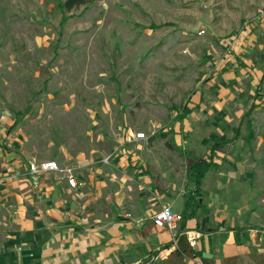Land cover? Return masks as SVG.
I'll list each match as a JSON object with an SVG mask.
<instances>
[{
    "label": "rangeland",
    "instance_id": "obj_1",
    "mask_svg": "<svg viewBox=\"0 0 264 264\" xmlns=\"http://www.w3.org/2000/svg\"><path fill=\"white\" fill-rule=\"evenodd\" d=\"M62 2L0 0V122L17 121L32 161L110 162L124 142L181 185L184 150L207 155L204 138L240 127L227 167L264 185V0ZM189 97L200 108L180 128Z\"/></svg>",
    "mask_w": 264,
    "mask_h": 264
},
{
    "label": "crops",
    "instance_id": "obj_2",
    "mask_svg": "<svg viewBox=\"0 0 264 264\" xmlns=\"http://www.w3.org/2000/svg\"><path fill=\"white\" fill-rule=\"evenodd\" d=\"M6 124L0 122V264H264V185L252 171L228 169L240 137L202 182V207L186 223L201 233L193 249L152 219L165 206L183 213L187 162L185 183L175 185L118 143L108 164L78 159L72 188L57 173L32 176L34 158L19 132L11 133L17 121Z\"/></svg>",
    "mask_w": 264,
    "mask_h": 264
},
{
    "label": "trees",
    "instance_id": "obj_3",
    "mask_svg": "<svg viewBox=\"0 0 264 264\" xmlns=\"http://www.w3.org/2000/svg\"><path fill=\"white\" fill-rule=\"evenodd\" d=\"M94 1L95 0H63L61 8L64 13H70L73 10L78 9L89 3H92ZM263 85L264 72L261 80L259 81L255 96L260 93L261 87ZM194 95H196V93L192 96ZM190 101L191 98L189 97L188 101L184 103L182 108L178 110L175 109L176 119L179 121L180 128H183L185 120L188 118V116L200 107V104H197L194 107H190ZM255 107V104L254 106L252 105L249 110L245 112L244 115L249 118L252 110ZM222 115L224 114L222 113ZM215 125L220 127L217 121ZM165 132H170L173 134V136L177 135V131H175L173 127ZM233 133L234 136L232 138H228L225 134L220 135L218 133H211L208 137L203 139V144L207 145L209 149V153L205 156H196L195 152L192 150L185 153L184 150V154L188 158V163L186 167L187 185L186 192L184 194L185 208L182 213V229H186V223L190 219H193L196 216L199 208L202 207V182L211 170H218L220 168V164L217 161V157L219 154L225 153V149L235 143V141L240 137V128H233ZM191 186L193 187L191 188Z\"/></svg>",
    "mask_w": 264,
    "mask_h": 264
},
{
    "label": "built area",
    "instance_id": "obj_4",
    "mask_svg": "<svg viewBox=\"0 0 264 264\" xmlns=\"http://www.w3.org/2000/svg\"><path fill=\"white\" fill-rule=\"evenodd\" d=\"M137 138H144V133H138ZM110 159L106 157L105 163H108ZM76 169L72 166H60L55 160H48L43 162L32 161L29 165V171L35 178L40 177L48 173H57L61 179H65L68 185L72 188L78 186V180L76 177ZM38 183L35 180L34 184ZM153 221L167 228L170 232L172 239L175 241L180 235L184 236L191 248L197 246L198 239L201 233L197 230L182 229V213L176 212L171 206H165L158 211L152 217ZM196 264H204L202 261H197Z\"/></svg>",
    "mask_w": 264,
    "mask_h": 264
}]
</instances>
